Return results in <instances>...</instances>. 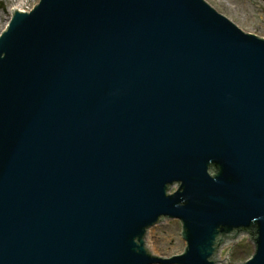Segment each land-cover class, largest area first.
<instances>
[{
	"label": "water",
	"instance_id": "obj_1",
	"mask_svg": "<svg viewBox=\"0 0 264 264\" xmlns=\"http://www.w3.org/2000/svg\"><path fill=\"white\" fill-rule=\"evenodd\" d=\"M174 220L183 255L154 256ZM237 233L264 264V39L204 0L9 10L0 264H226Z\"/></svg>",
	"mask_w": 264,
	"mask_h": 264
},
{
	"label": "rangeland",
	"instance_id": "obj_2",
	"mask_svg": "<svg viewBox=\"0 0 264 264\" xmlns=\"http://www.w3.org/2000/svg\"><path fill=\"white\" fill-rule=\"evenodd\" d=\"M218 13L228 18L241 30L264 39V1L263 0H204ZM17 0H0V31L6 29L8 12ZM23 9L29 12V6L36 0H24ZM179 221H172L154 228L147 234V249L155 256H171L181 253L184 242L177 239ZM238 234V233H237ZM251 242H245V233L236 235V242L217 250L216 260H225L226 264H242L246 261ZM216 264H223L216 262Z\"/></svg>",
	"mask_w": 264,
	"mask_h": 264
},
{
	"label": "bare ground",
	"instance_id": "obj_3",
	"mask_svg": "<svg viewBox=\"0 0 264 264\" xmlns=\"http://www.w3.org/2000/svg\"><path fill=\"white\" fill-rule=\"evenodd\" d=\"M24 5H25L24 0H17L16 4L10 10H16V11H23V12H25V10L23 9V6Z\"/></svg>",
	"mask_w": 264,
	"mask_h": 264
}]
</instances>
